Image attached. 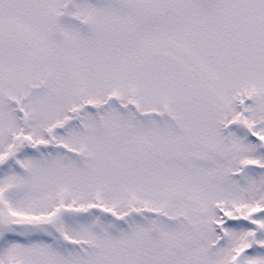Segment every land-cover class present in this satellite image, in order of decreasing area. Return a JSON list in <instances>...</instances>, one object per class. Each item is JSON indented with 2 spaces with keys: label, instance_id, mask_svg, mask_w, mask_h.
Instances as JSON below:
<instances>
[{
  "label": "snow or ice",
  "instance_id": "snow-or-ice-1",
  "mask_svg": "<svg viewBox=\"0 0 264 264\" xmlns=\"http://www.w3.org/2000/svg\"><path fill=\"white\" fill-rule=\"evenodd\" d=\"M0 264H264V0H0Z\"/></svg>",
  "mask_w": 264,
  "mask_h": 264
}]
</instances>
